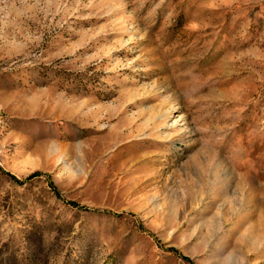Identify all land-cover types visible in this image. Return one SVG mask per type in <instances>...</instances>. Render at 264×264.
<instances>
[{"label":"rangeland","instance_id":"374dc122","mask_svg":"<svg viewBox=\"0 0 264 264\" xmlns=\"http://www.w3.org/2000/svg\"><path fill=\"white\" fill-rule=\"evenodd\" d=\"M0 264H264V0H0Z\"/></svg>","mask_w":264,"mask_h":264},{"label":"trees","instance_id":"16d2710c","mask_svg":"<svg viewBox=\"0 0 264 264\" xmlns=\"http://www.w3.org/2000/svg\"><path fill=\"white\" fill-rule=\"evenodd\" d=\"M10 176V178L14 181V182H16V183H18V184H21L22 183V181H20L19 179H16L15 177H13V176H11V175H9ZM36 176H40V174L39 173H33V174H31L29 177H28V179H31V178H34V177H36ZM49 184H50V186H51V188H53V190H56V188L54 187V185L51 183V182H49Z\"/></svg>","mask_w":264,"mask_h":264}]
</instances>
